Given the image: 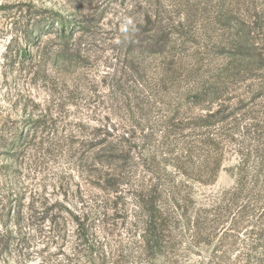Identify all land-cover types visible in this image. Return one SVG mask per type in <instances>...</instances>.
Listing matches in <instances>:
<instances>
[{"label": "rangeland", "instance_id": "1", "mask_svg": "<svg viewBox=\"0 0 264 264\" xmlns=\"http://www.w3.org/2000/svg\"><path fill=\"white\" fill-rule=\"evenodd\" d=\"M220 107L264 118V0H0V264H214L238 145L213 184L191 177L212 171L196 124ZM184 174L152 259L135 192ZM242 233L220 264H243Z\"/></svg>", "mask_w": 264, "mask_h": 264}, {"label": "trees", "instance_id": "2", "mask_svg": "<svg viewBox=\"0 0 264 264\" xmlns=\"http://www.w3.org/2000/svg\"><path fill=\"white\" fill-rule=\"evenodd\" d=\"M240 109L228 110L220 107L200 116L196 124V127L209 128L205 139L212 149V171L208 175L194 174L195 176H190L191 181L213 184L222 165L226 146L237 144L236 151L240 156L235 171V185L231 190L212 199V244L215 242L212 249V263L214 264H220L223 249L234 245L241 232L246 238V241L242 242L246 247V252H243L245 259L240 258L236 261H242L243 264H260L263 261L260 256L264 254V250L258 253V249L261 246L264 249V172L250 168L264 166V118L254 116L255 122H249L247 120L250 117L241 113ZM115 176L119 179L125 175L124 172H120ZM183 177L189 178L188 174H184ZM156 180V183L141 186L135 192V205L144 215L142 229L138 234L141 250L143 255L152 259L161 254L171 226L178 222L176 216L180 209L179 201L184 200L179 196V190L190 189L189 179L180 186L173 183V189L171 186L163 187V181H167L165 178L157 177ZM163 194H166L169 200L165 202V206L161 200ZM219 251L222 253L219 254ZM253 252L257 254L254 258L255 262H252ZM93 255L94 253L90 255L91 261ZM109 262L110 260L103 256L100 264H109Z\"/></svg>", "mask_w": 264, "mask_h": 264}]
</instances>
